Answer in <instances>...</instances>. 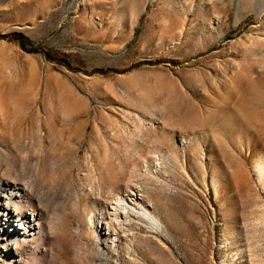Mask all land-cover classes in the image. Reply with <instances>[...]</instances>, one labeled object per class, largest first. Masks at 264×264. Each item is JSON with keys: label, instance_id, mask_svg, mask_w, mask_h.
Returning a JSON list of instances; mask_svg holds the SVG:
<instances>
[{"label": "rangeland", "instance_id": "obj_1", "mask_svg": "<svg viewBox=\"0 0 264 264\" xmlns=\"http://www.w3.org/2000/svg\"><path fill=\"white\" fill-rule=\"evenodd\" d=\"M0 264H264V0H0Z\"/></svg>", "mask_w": 264, "mask_h": 264}, {"label": "bare ground", "instance_id": "obj_2", "mask_svg": "<svg viewBox=\"0 0 264 264\" xmlns=\"http://www.w3.org/2000/svg\"><path fill=\"white\" fill-rule=\"evenodd\" d=\"M134 196H135V192H132L130 198L129 197L128 198L119 197V198L115 199L116 204L115 203L114 204H115V208L116 209L113 208L115 214H124L125 217L127 218L129 216V213L126 215V213L118 212V210H120V209H127L128 207L132 206L133 205V202H136L137 201L134 198ZM124 203L127 204V207L126 206H122V205H124ZM98 207H99L100 211L102 212L101 215H103V212H104V204L98 203ZM141 214L154 226V228H160V229H162V227H163L162 220L159 217H157L155 214L151 213L147 208H145L144 211H142ZM108 226H109V224H108Z\"/></svg>", "mask_w": 264, "mask_h": 264}, {"label": "trees", "instance_id": "obj_3", "mask_svg": "<svg viewBox=\"0 0 264 264\" xmlns=\"http://www.w3.org/2000/svg\"><path fill=\"white\" fill-rule=\"evenodd\" d=\"M18 39H19V43L22 46V48H25L26 47V40H25V38L19 37Z\"/></svg>", "mask_w": 264, "mask_h": 264}]
</instances>
